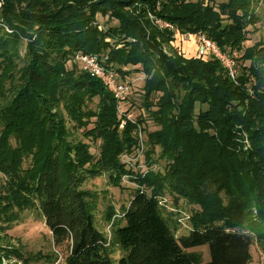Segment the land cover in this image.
<instances>
[{
    "label": "trees",
    "instance_id": "1",
    "mask_svg": "<svg viewBox=\"0 0 264 264\" xmlns=\"http://www.w3.org/2000/svg\"><path fill=\"white\" fill-rule=\"evenodd\" d=\"M254 2L3 0L0 233L36 209L55 247L66 246L65 264H247L253 239L264 250V41L243 49L257 22ZM98 16L116 25L104 29ZM176 32L215 43L233 59L235 77L212 56L187 58L171 47ZM76 53L105 57L125 80L144 74L135 92L157 126L147 131L146 172L120 161L139 148L136 131L146 125L126 120L128 109L118 112L129 97L116 99L73 61ZM64 115L99 141L97 158L88 143L71 139ZM156 160L163 171L149 169ZM104 172L115 187L123 176L136 184L121 213H107L109 239L95 226L93 193L82 189ZM167 194L198 206L179 237L161 207ZM203 244L206 262L186 251ZM10 256L17 262L5 263ZM30 261L0 245V264Z\"/></svg>",
    "mask_w": 264,
    "mask_h": 264
},
{
    "label": "rangeland",
    "instance_id": "2",
    "mask_svg": "<svg viewBox=\"0 0 264 264\" xmlns=\"http://www.w3.org/2000/svg\"><path fill=\"white\" fill-rule=\"evenodd\" d=\"M225 0H216V2H222ZM254 12L257 16V22L255 24L249 25L247 27V40L243 43V49L253 45L258 41H264V0H255L254 2ZM99 23L102 24V27L105 29L110 25H116L115 20H107L106 18H101L98 16ZM183 37L180 33L174 34V40L171 43V47L177 48L185 57H197L195 56L196 49L198 48V43L193 37ZM195 45H194V43ZM170 46H165L167 52L170 51ZM195 47V48H194ZM194 51V52H193ZM243 51V50H242ZM242 51H240L242 53ZM71 61V60H70ZM70 61L66 62V67L70 68ZM72 64V63H71ZM128 67V66H127ZM126 67V68H127ZM144 74L138 72H130L129 78L127 81L135 80L134 85L131 89L130 94L128 95V103L123 105V107L118 109L119 113H123L128 109L127 113L129 116H126V120L129 119H140L146 125L144 134L137 129L138 136L140 137V146L132 156L130 155H121L120 161L129 165L133 169H137L138 174L146 172V141H147V131H152L157 129V126L150 120L147 119V114L142 108L143 95L142 92H135L140 89L141 83H143ZM96 100L91 103L89 106L91 108L96 107ZM2 101H0V107ZM140 108V110H139ZM139 110V111H138ZM141 112V116H137ZM120 115V114H119ZM137 116V117H136ZM66 119L67 127L71 134V139L73 140H83L84 142L90 145V152L94 155L95 158L99 155V141H92L86 139L82 135V130H76L73 127V123L68 120V117L64 115ZM125 119H121L119 128H122ZM133 123V122H132ZM135 123V122H134ZM143 123L141 126L143 128ZM1 129V126H0ZM244 142L247 141L245 140ZM136 156L141 161L133 162L130 165L131 159ZM156 158V157H155ZM146 162V163H145ZM164 163L162 161L156 160V163L151 166L149 169H156L163 171ZM128 176H123L121 179V184L119 187L113 186L109 182V173L104 172L102 175L97 177H89L82 184V189L93 193L91 203H93L94 210V222L96 228L101 231L108 239L111 237V227L108 219V215L118 216L121 213L122 207L128 204L136 184L130 180ZM174 196V195H173ZM162 208L165 210L164 215L167 217L169 222L175 226L176 223V236L179 237L182 234L187 233L190 228L189 220L190 215L198 209V206L192 205L186 202L183 199H179L174 202V197L167 194L161 198ZM110 210V212H109ZM6 235V238L3 235ZM0 245L9 246L14 248L20 255L25 258H31V264H65V256L67 254L66 246L64 247H55L53 240L50 234V231L44 223V219L39 213L38 210H26L20 213L19 218L16 222L11 224L9 228L6 229L4 233H0ZM111 256L117 258L121 251L115 245L111 248ZM187 253L192 254L198 257L201 261L206 262L209 260V250L208 245L203 244L197 247L189 248L186 250ZM250 259L247 264H264V250L261 246L253 239V242L249 249ZM43 255L45 257L39 259L38 256ZM49 255V257H46ZM14 263L17 262L16 258L10 256L9 260H5V263Z\"/></svg>",
    "mask_w": 264,
    "mask_h": 264
},
{
    "label": "built area",
    "instance_id": "3",
    "mask_svg": "<svg viewBox=\"0 0 264 264\" xmlns=\"http://www.w3.org/2000/svg\"><path fill=\"white\" fill-rule=\"evenodd\" d=\"M2 3L3 0H0V6L2 5ZM156 24H158L160 27L172 28L170 24L162 22L161 20H157ZM182 35L183 37L191 36L198 43V48L196 49L195 56L201 58L212 56L216 58L222 64V66L228 70V74L232 78L235 77L236 69L233 59L229 55L221 52L215 43H213L201 33ZM73 61L78 64L80 69L86 71L95 78H98L118 100H123L128 97L133 85L135 84V80L127 81L125 79H122L120 78V74L115 69L106 67L104 65L105 57L103 56L76 53L73 57ZM137 159L139 158L134 156L131 161H135Z\"/></svg>",
    "mask_w": 264,
    "mask_h": 264
},
{
    "label": "crops",
    "instance_id": "4",
    "mask_svg": "<svg viewBox=\"0 0 264 264\" xmlns=\"http://www.w3.org/2000/svg\"><path fill=\"white\" fill-rule=\"evenodd\" d=\"M193 43H194V41H193ZM194 45H195V43H194ZM195 48V47H194ZM194 52V51H193ZM195 54V53H194Z\"/></svg>",
    "mask_w": 264,
    "mask_h": 264
}]
</instances>
